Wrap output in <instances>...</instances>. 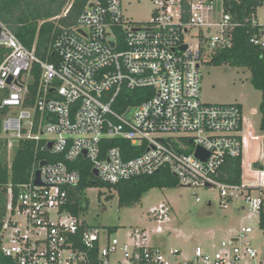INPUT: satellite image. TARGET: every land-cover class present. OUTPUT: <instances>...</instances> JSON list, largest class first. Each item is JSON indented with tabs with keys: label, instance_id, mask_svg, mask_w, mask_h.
Segmentation results:
<instances>
[{
	"label": "built area",
	"instance_id": "obj_1",
	"mask_svg": "<svg viewBox=\"0 0 264 264\" xmlns=\"http://www.w3.org/2000/svg\"><path fill=\"white\" fill-rule=\"evenodd\" d=\"M239 2L152 0V18L136 24L125 21L123 0H94L76 25L61 27L47 59L0 17V162L5 144L15 151L22 141L34 142L36 153L62 157L49 162L36 154L29 181L17 192L12 184L0 186L6 260L0 264H264V244L255 246L252 227L231 230L215 251L198 246L186 257L151 245L145 231L119 238L67 209L82 179L69 164L80 157L111 186L168 169L182 186L218 188L225 208L242 199L241 211L257 217L264 238V131L245 127L238 104L201 100L202 64L234 46L243 23L232 6ZM245 24L258 29L251 42L264 51V18L256 13ZM144 88L153 92L149 99L115 108L125 90ZM112 139L145 151L127 160L119 147L103 152L104 140ZM198 148L206 160L196 156ZM228 158H242L240 184L220 179ZM170 210L164 203L151 210L156 233L165 232Z\"/></svg>",
	"mask_w": 264,
	"mask_h": 264
},
{
	"label": "rangeland",
	"instance_id": "obj_2",
	"mask_svg": "<svg viewBox=\"0 0 264 264\" xmlns=\"http://www.w3.org/2000/svg\"><path fill=\"white\" fill-rule=\"evenodd\" d=\"M153 9L152 0H123L126 22H148ZM258 17L264 18V6L258 9ZM197 42V38L190 41L194 46ZM201 100L206 104L241 105L245 127L260 134L262 93L252 85L251 72L247 68L204 62ZM14 155L15 151H8L9 164ZM83 196L90 204L89 210L80 217L88 225L107 230L115 228L114 236L119 238L136 230L145 231L151 245L180 249L186 257H191L198 246L206 251L217 250L222 239L240 227H252L256 231L253 238L255 246L264 244V238L257 231V217L249 210L241 211L244 201H230L225 208L218 188H192L180 184L175 189H153L138 204L130 207L120 206L117 192L108 187L88 189ZM162 203L171 210L162 225L165 232L159 234L156 233L158 223L150 212Z\"/></svg>",
	"mask_w": 264,
	"mask_h": 264
},
{
	"label": "trees",
	"instance_id": "obj_3",
	"mask_svg": "<svg viewBox=\"0 0 264 264\" xmlns=\"http://www.w3.org/2000/svg\"><path fill=\"white\" fill-rule=\"evenodd\" d=\"M91 2L94 0H1L0 17L22 44L30 50L36 45V54L47 59L52 41L61 27L69 28L76 25L80 14ZM263 6L264 0H240L232 6L235 20L243 24L235 31L234 46L218 52L210 60V63L216 66L229 64L250 70L252 85L262 93L261 131H264V51L251 42V37L259 34L258 29H252L250 25L245 24V21L252 18ZM67 9L69 12L64 16ZM152 93V90L147 88L133 92L125 90L115 108L123 111L128 106L139 105L149 99ZM112 147H119L126 160L138 157L145 151V148L137 147L123 139L104 140L102 143L103 152ZM36 154L39 159H46L49 162L62 160V157L54 156L49 152L36 153L34 142L22 141L9 164L5 144L0 162V186L12 184L14 192H17L15 188L29 181ZM69 166L72 170L79 171L82 178L80 185L70 191V204L67 207L68 211L77 217L89 210L90 203L87 198H84L83 192L90 188L108 187L110 190H115L120 206L130 207L138 204L143 196L153 189H175L180 185L178 179L168 169H163L152 176L136 177L111 186L102 183L93 174V166L87 158L80 157ZM242 174V158H228L221 170L220 179L226 183L240 184ZM5 192L4 189L2 193ZM3 216L0 215V233L3 228ZM108 230L111 234L117 232L115 228H108ZM0 258L2 262H6L1 255Z\"/></svg>",
	"mask_w": 264,
	"mask_h": 264
},
{
	"label": "water",
	"instance_id": "obj_4",
	"mask_svg": "<svg viewBox=\"0 0 264 264\" xmlns=\"http://www.w3.org/2000/svg\"><path fill=\"white\" fill-rule=\"evenodd\" d=\"M186 48H187V47L185 46L184 49H186ZM84 155L86 156V155H87V152H84ZM196 156H197L198 158L202 159V160H206L207 157H208V154H207V152H205L202 148H198L197 153H196ZM46 164H47V162H42V163H41V166H44V165H46ZM93 174H94L96 177H98V171H97V170H94V171H93ZM39 175H40V172L38 171V172L36 173V176H37V179H36V181H35L36 184H40Z\"/></svg>",
	"mask_w": 264,
	"mask_h": 264
},
{
	"label": "crops",
	"instance_id": "obj_5",
	"mask_svg": "<svg viewBox=\"0 0 264 264\" xmlns=\"http://www.w3.org/2000/svg\"><path fill=\"white\" fill-rule=\"evenodd\" d=\"M240 106H241V105H240ZM241 108H242V107H241ZM253 156H255V157H253L254 160L257 159L256 154H254ZM247 161H249V160L247 159Z\"/></svg>",
	"mask_w": 264,
	"mask_h": 264
}]
</instances>
